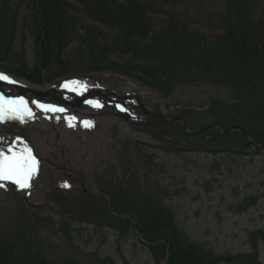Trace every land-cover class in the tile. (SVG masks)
Returning a JSON list of instances; mask_svg holds the SVG:
<instances>
[{
	"label": "rangeland",
	"instance_id": "rangeland-1",
	"mask_svg": "<svg viewBox=\"0 0 264 264\" xmlns=\"http://www.w3.org/2000/svg\"><path fill=\"white\" fill-rule=\"evenodd\" d=\"M143 1L158 5L152 13L156 29L167 23L170 14H177L190 20L193 31L210 38L222 33L215 24L225 10V0ZM17 41L26 51L28 63H34L37 57L31 35ZM83 42H92V38L80 39L70 52L75 54ZM112 59L121 64L128 62L119 55ZM98 75L116 84L127 81L158 108L154 110L157 116L173 121L180 114L190 131L201 123H209L206 119H211L208 116L213 101L232 102L229 90L222 86L179 87L171 98L163 99L133 79L111 72ZM53 84L52 81L40 87L29 85V89L47 94ZM109 128L103 137L87 142L77 137L81 143L71 139L63 147L68 149L63 154L71 168L85 184V190L78 185L72 195L81 196L82 191L93 194L103 187L123 185L126 192L139 193L141 200L149 199V195L152 198L151 202L138 201L135 208L127 200L125 209L164 204L186 238L213 251L219 258L217 264H264V242L260 237L264 234L263 156H238L224 149L197 152L187 146L190 142L180 131L174 132L166 125L163 131L153 128L150 133L138 134L126 133L120 126ZM137 142L143 145L137 147ZM47 160L50 166V162L63 166L59 156ZM62 198L48 179L39 183L29 206L20 198L0 196V237L18 236L24 225H33L29 235L42 247L45 256L59 264H156L150 250L140 245L132 232L118 231L93 215H86L81 203ZM22 242L18 244L20 248Z\"/></svg>",
	"mask_w": 264,
	"mask_h": 264
},
{
	"label": "trees",
	"instance_id": "trees-1",
	"mask_svg": "<svg viewBox=\"0 0 264 264\" xmlns=\"http://www.w3.org/2000/svg\"><path fill=\"white\" fill-rule=\"evenodd\" d=\"M157 7L156 2L143 0H0V68L34 84L76 71H113L166 98L184 86L226 87L232 102L213 101L211 119L206 120L222 126V132L243 128L253 143L264 147V0H225L215 24L222 34L216 38L193 31L190 20L177 14H170L166 25L156 30L151 14ZM79 13L90 23H84ZM99 26L109 31L108 39ZM27 30L36 47L35 64L28 63L16 44ZM81 31L82 38L91 37L92 42L80 43L71 53ZM114 55L128 62H113ZM189 147L204 153L224 149L238 156L252 154L247 138L237 130L227 135L217 129L205 132ZM134 212L145 240L163 242L150 248L157 263L166 257L167 264L219 262L205 246L186 238L166 208L155 203ZM110 217L120 230L131 228L128 221ZM260 237L264 242V235ZM23 245L0 237V264H59L30 239Z\"/></svg>",
	"mask_w": 264,
	"mask_h": 264
},
{
	"label": "flooded vegetation",
	"instance_id": "flooded-vegetation-1",
	"mask_svg": "<svg viewBox=\"0 0 264 264\" xmlns=\"http://www.w3.org/2000/svg\"><path fill=\"white\" fill-rule=\"evenodd\" d=\"M119 100L125 103V106L131 113L130 116L123 115V118H122L123 124H127L133 127L134 130L137 132L147 131L150 133L152 132L153 128H158L159 130L163 131V126L166 123L161 121L159 117L154 113V110L157 111L158 108L155 107L149 99L141 98L144 108L138 101H135V103L134 102L127 103V102H124L121 98H119ZM53 150H51V156L54 155V157L57 158L54 152H52ZM58 167L60 169L63 168L71 172L70 174L64 175L65 176L63 178L64 181H67L69 183H73V181L75 180L79 181L78 177H80V174L76 173V171L71 168L72 165L70 161H68V165L58 166Z\"/></svg>",
	"mask_w": 264,
	"mask_h": 264
},
{
	"label": "bare ground",
	"instance_id": "bare-ground-1",
	"mask_svg": "<svg viewBox=\"0 0 264 264\" xmlns=\"http://www.w3.org/2000/svg\"><path fill=\"white\" fill-rule=\"evenodd\" d=\"M41 127H44V128H41ZM29 128L32 129V132L30 133V135L34 141V144L36 145L39 154L42 155L43 157H47L49 155L48 151H46L43 147L45 146L51 147L52 145H57V144L59 146H65V144L68 142L67 139H70L66 137L68 136V133L66 132L57 133V131L52 127L40 126L39 124H37V125H34V127L33 125L29 126ZM58 136H61V137H58ZM73 140L76 141V139H73ZM211 253L213 257H216L215 253L213 252Z\"/></svg>",
	"mask_w": 264,
	"mask_h": 264
},
{
	"label": "water",
	"instance_id": "water-1",
	"mask_svg": "<svg viewBox=\"0 0 264 264\" xmlns=\"http://www.w3.org/2000/svg\"><path fill=\"white\" fill-rule=\"evenodd\" d=\"M258 152H260L262 155H264V153L262 152V149L261 148H258V147H254ZM140 243H142L143 245H146V246H150L151 244L149 243H144L143 241H141V239H139Z\"/></svg>",
	"mask_w": 264,
	"mask_h": 264
}]
</instances>
